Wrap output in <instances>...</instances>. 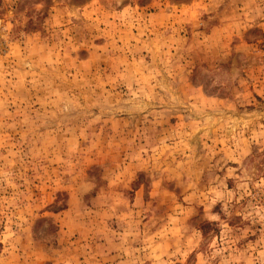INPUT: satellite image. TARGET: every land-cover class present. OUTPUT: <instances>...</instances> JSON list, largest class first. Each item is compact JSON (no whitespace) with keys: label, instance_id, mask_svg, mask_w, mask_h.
<instances>
[{"label":"rangeland","instance_id":"rangeland-1","mask_svg":"<svg viewBox=\"0 0 264 264\" xmlns=\"http://www.w3.org/2000/svg\"><path fill=\"white\" fill-rule=\"evenodd\" d=\"M0 264H264V0H0Z\"/></svg>","mask_w":264,"mask_h":264}]
</instances>
